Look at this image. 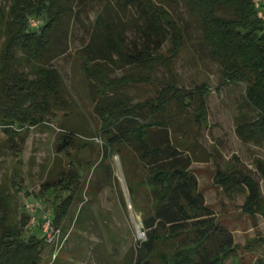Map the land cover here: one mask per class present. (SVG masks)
<instances>
[{"label":"trees","instance_id":"trees-1","mask_svg":"<svg viewBox=\"0 0 264 264\" xmlns=\"http://www.w3.org/2000/svg\"><path fill=\"white\" fill-rule=\"evenodd\" d=\"M183 1L202 30L208 58L220 65L223 85L246 86L245 97L256 118L239 115L237 136L244 143H264V12L260 3ZM128 2L136 5L143 23L139 27L143 46L132 48L126 37L113 33L111 23L100 16L90 42L79 51L81 71L94 87V112L101 123L97 134L102 143L101 158L93 176L113 179L125 205L120 182L113 177L112 163L118 157L132 208L141 216L145 233L134 264H224L235 247L233 234L218 222L200 192L192 171L191 145L175 126L176 116L188 113L195 98V120L202 126L209 88L202 85L188 93L179 87L175 64L187 39L173 14L155 0ZM83 3L11 0L7 12L0 10L4 39L0 47V128L7 137L6 142L0 141V158L5 149L16 156L22 153L28 138L22 132L52 123L60 113L70 114L72 104L63 77L52 63L64 54L56 42L65 21L73 17L80 20ZM32 20L40 24L34 27ZM166 45L168 49L163 51ZM23 61L30 66L27 73L20 69ZM113 66L126 71L125 75L111 78ZM157 67L168 73L165 87L155 98L134 103L123 91L153 85ZM62 129L59 153L74 143L73 132ZM258 172L264 180V164H259ZM216 183L226 192L245 187L248 197L244 211L264 215L260 183L251 173L218 172ZM40 191L41 195H53L52 219L63 235L69 221L77 231L85 230L88 212L80 198L81 177L76 171L57 172ZM12 201L13 196L0 187V264H42L46 249H50L51 257L52 249L40 228L30 226L26 210L19 218ZM78 203L81 208L72 218ZM39 220L43 221L41 217ZM25 227L34 232L27 236Z\"/></svg>","mask_w":264,"mask_h":264},{"label":"rangeland","instance_id":"rangeland-1","mask_svg":"<svg viewBox=\"0 0 264 264\" xmlns=\"http://www.w3.org/2000/svg\"><path fill=\"white\" fill-rule=\"evenodd\" d=\"M128 1L83 0L80 20L73 17L65 21L56 42L64 54L52 66L63 77L72 110L69 115L58 114L52 123L22 132L27 133L28 138L21 154L16 156L8 149L1 154L0 187L13 196L12 203L19 218L24 215L26 204L33 200L42 203L41 219L53 216V195H41L40 190L43 183L56 178L57 172L72 170L81 177L80 198L86 202L88 212L85 214L86 231H77L70 221L65 224L69 226L64 229L66 243L55 264H134L140 243L145 240L141 231L142 219L132 208L118 157L113 159V177L120 182L125 205L113 179H106L100 174L93 176L94 166L101 158L102 143L97 135L101 123L94 112V87L81 71L79 53L90 42L100 16L111 23L113 33L125 36L132 48L143 46L144 37L139 31L143 23L139 21L136 5ZM155 1L162 3L185 30L187 44L175 64L179 87L188 93L202 85L209 88L202 126L199 127L195 120L194 114L198 109L196 98L191 102L188 113L176 116L175 126L191 145L192 171L198 179L200 192L207 205L214 210L218 222L233 234L235 247L224 264H264V215L244 211L248 197L245 187L226 192L216 183L218 172L248 171L260 183L264 199V180L258 172L259 164H264V143H244L236 134L239 115L249 120L256 118V111L245 97L246 86L223 85L220 65L208 58L202 30L183 0ZM255 1L259 4L261 0ZM10 4L11 0H0V10L7 12ZM2 35L1 29L0 47L4 41ZM166 49L168 45L163 51ZM20 69L27 73L30 66L23 61ZM125 73L113 66L109 75L121 78ZM153 79V85L133 86L123 92L134 103L155 98L165 87L169 76L163 67H157ZM62 128L73 132L74 143L68 150L59 153L57 145ZM0 141H7L1 128ZM81 205H75L72 218ZM25 229L27 236L34 232L30 231L31 228ZM43 259L42 264L51 261L49 248Z\"/></svg>","mask_w":264,"mask_h":264},{"label":"built area","instance_id":"built-area-1","mask_svg":"<svg viewBox=\"0 0 264 264\" xmlns=\"http://www.w3.org/2000/svg\"><path fill=\"white\" fill-rule=\"evenodd\" d=\"M260 5L264 12V0L260 1ZM39 24V21H31V25L34 27H37ZM25 210L30 219V226L33 228H40L47 245L52 249V259L49 264H55L66 243V238L63 235V232L54 225L51 216H45L43 221L40 222L39 217L43 211L41 201L33 200L32 202L27 203Z\"/></svg>","mask_w":264,"mask_h":264},{"label":"water","instance_id":"water-1","mask_svg":"<svg viewBox=\"0 0 264 264\" xmlns=\"http://www.w3.org/2000/svg\"><path fill=\"white\" fill-rule=\"evenodd\" d=\"M141 231H142V233H143V235H142V236H145V233H144V230H143V228L141 229Z\"/></svg>","mask_w":264,"mask_h":264}]
</instances>
